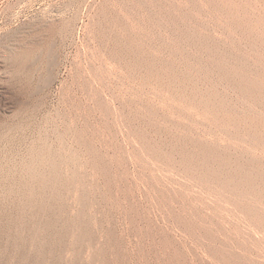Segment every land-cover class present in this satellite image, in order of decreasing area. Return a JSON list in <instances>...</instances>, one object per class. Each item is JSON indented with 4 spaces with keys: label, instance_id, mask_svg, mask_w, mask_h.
<instances>
[{
    "label": "rangeland",
    "instance_id": "obj_1",
    "mask_svg": "<svg viewBox=\"0 0 264 264\" xmlns=\"http://www.w3.org/2000/svg\"><path fill=\"white\" fill-rule=\"evenodd\" d=\"M263 78L264 0H0L5 264H264Z\"/></svg>",
    "mask_w": 264,
    "mask_h": 264
},
{
    "label": "bare ground",
    "instance_id": "obj_2",
    "mask_svg": "<svg viewBox=\"0 0 264 264\" xmlns=\"http://www.w3.org/2000/svg\"><path fill=\"white\" fill-rule=\"evenodd\" d=\"M153 5H154V3H153ZM170 12V11H169ZM159 13H161V10H160V12ZM163 13V12H162ZM168 13V12H167ZM169 14V13H168ZM162 16V15H161ZM164 17H165V15H164ZM169 17V16H168ZM244 18H246V17H244ZM165 19V18H164ZM166 21V20H165ZM241 22V21H240ZM242 23V22H241ZM173 24V23H172ZM47 25V24H46ZM50 27V26H49ZM48 27V28H49ZM173 27V26H172ZM45 29V28H44ZM50 29V28H49ZM247 29H249V27L247 28ZM247 29H245L246 31H247ZM253 29V28H252ZM43 30V29H42ZM49 31V30H48ZM245 31V32H246ZM250 31V30H249ZM248 31V32H249ZM251 32H252V30H251ZM247 34H250V33H247ZM252 34H253V32H252ZM190 36V35H189ZM192 37V36H191ZM195 39H198V38H195ZM193 40H194V38H193ZM195 41V40H194ZM195 42H197V41H195ZM200 42V41H199ZM259 42V41H258ZM261 42V41H260ZM261 44V43H260ZM38 46V45H37ZM209 48V47H208ZM219 57V56H218ZM242 69H245V68H242ZM243 71V70H242ZM248 71V70H247ZM245 72V71H244ZM223 73V72H222ZM246 73V72H245ZM224 74V73H223ZM226 74V73H225ZM224 74V75H225ZM239 74V73H238ZM238 74H237V76H238ZM242 74H244V73H242ZM224 75H222V76H224ZM228 75H231L232 76V74H228ZM241 75V74H240ZM246 75V77H248L247 75H250L249 74V72H248V74L246 73L245 74ZM171 76V75H170ZM173 76V75H172ZM171 76V77H172ZM176 76V75H175ZM178 76V75H177ZM176 76V77H177ZM225 76H227V74L225 75ZM231 76H228L229 78L231 77ZM233 76H235L234 74H233ZM182 77H185V76H182ZM227 77V78H228ZM239 77V76H238ZM241 77H244V75L243 76H240L239 78H241ZM174 78V77H173ZM180 78V77H179ZM226 79V77H223V79ZM251 77H248V79H250ZM234 79H235V77H234ZM234 79H233V81H234ZM243 79H245V78H243ZM242 79V80H243ZM247 79V78H246ZM264 79V78H263ZM232 80V79H231ZM253 80V79H252ZM78 81V80H77ZM240 81V80H239ZM248 81V80H247ZM235 82V81H234ZM237 82V81H236ZM249 82V81H248ZM81 83V82H80ZM238 83V82H237ZM247 83V82H246ZM245 82H243V83H241L240 82V84L242 85H244V84H246ZM254 83H257V82H255V81H253L252 83H251V85L252 84H254ZM259 83V82H258ZM233 84H235V83H233ZM248 84H250V82L248 83ZM237 87L239 86V84H235ZM242 85V88L243 87H245V85L243 86ZM251 85H249V87L251 86ZM259 85V84H258ZM247 87H248V85H246ZM260 86V85H259ZM252 87H254V89H253V91H255L256 92V87H258V86H252ZM157 88V87H156ZM240 88V87H239ZM262 88H263V86H262ZM82 89V88H81ZM244 89V88H243ZM250 89V88H249ZM245 90V89H244ZM243 90V91H244ZM261 90V89H260ZM260 90H259V95H260V93H262V92H260ZM155 91V90H154ZM242 91V92H243ZM248 91V90H247ZM249 91H251V89L249 90ZM252 91V92H253ZM263 91V90H262ZM153 92V91H152ZM82 94V93H81ZM245 94H249V93H247V92H245ZM241 95H243V94H241ZM258 95V96H259ZM254 96H255V94H254ZM75 97V96H74ZM256 97V96H255ZM261 98H262V96H260ZM76 98H77V95H76ZM75 98V99H76ZM257 98V97H256ZM255 98V99H256ZM78 99V98H77ZM257 99H260V98H257ZM262 100V99H261ZM79 102V101H78ZM257 102H258V100H257ZM261 102V101H260ZM260 102H258L259 104H261ZM81 103V102H80ZM263 104V103H262ZM73 105V104H72ZM79 105V104H78ZM262 106H264V104L262 105ZM74 108H76V107H74ZM78 108V107H77ZM79 109V108H78ZM73 110V109H72ZM75 112V111H74ZM77 113V112H76ZM66 114H68V113H66ZM77 114H79V112L77 113ZM64 116V115H63ZM79 116V115H78ZM76 117H77V115H76ZM80 117H81V115H80ZM67 118V117H66ZM65 118V119H66ZM69 119V118H68ZM64 120V119H63ZM69 120H71V119H69ZM73 120V119H72ZM81 120V119H80ZM52 121V120H51ZM68 121V120H67ZM74 121H76L75 119H74ZM69 122H71V121H69ZM72 123V122H71ZM262 123V122H261ZM78 124V123H77ZM76 124V125H77ZM259 124H260V122H259ZM263 125V126H262ZM261 126H262V128H263V131H264V124H262ZM1 126V125H0ZM71 126V125H70ZM72 127V126H71ZM80 127V126H79ZM75 128V127H74ZM65 129V128H64ZM68 129V128H67ZM81 129V128H80ZM58 130H59V128H58ZM72 130V129H71ZM75 130V129H74ZM73 130V131H74ZM79 130V129H78ZM250 130V129H249ZM54 131H55V128H54ZM72 131V132H73ZM81 131V130H80ZM80 131H77L76 130V133L77 132H79L80 133ZM60 132V131H59ZM68 132V131H67ZM57 133H58V131H57ZM61 133V132H60ZM71 134V133H70ZM74 134V133H73ZM55 135V134H54ZM82 135V134H81ZM67 136V135H66ZM77 136H79V135H77ZM61 137H62V135H61ZM8 138V137H7ZM66 138V137H65ZM74 138V137H73ZM72 138V139H73ZM77 138L78 137H76V140H77ZM81 138V137H80ZM79 138V140H81ZM44 140V139H43ZM56 140V139H55ZM63 140V139H62ZM255 140V139H254ZM3 141H6V134H5V132L4 131H2L1 129H0V143H2ZM57 141V140H56ZM60 141V140H59ZM75 141V140H74ZM43 142V141H42ZM55 142V141H54ZM11 143V142H10ZM56 143V142H55ZM57 143H59V142H57ZM78 144V143H77ZM80 144V143H79ZM45 145V144H44ZM45 148V147H44ZM197 148V147H196ZM44 150V149H43ZM203 150V149H202ZM39 151H41V147H40V150ZM47 151V150H46ZM50 151V150H49ZM205 151V150H204ZM209 151H210V149H209ZM215 152V151H214ZM218 152V151H217ZM41 153V152H40ZM54 153V152H53ZM59 153V152H58ZM206 153H209V152H206ZM37 154V153H36ZM45 154V153H44ZM54 154H56V153H54ZM183 153H181V155H182ZM191 154V153H190ZM202 154V153H201ZM219 154V153H218ZM13 155V154H12ZM52 155V154H51ZM57 155H59V154H57ZM57 155H55V157L57 156ZM189 155V154H188ZM205 155V154H204ZM207 155V154H206ZM205 155V156H206ZM209 155V154H208ZM208 155H207V157H208ZM211 155V154H210ZM183 156H184V154H183ZM187 155H186V153H185V157H186ZM203 156V155H202ZM211 156H213V157H216L217 158V156H214V155H211ZM211 156H209V158L211 157ZM53 157V156H52ZM51 157V158H52ZM182 157V156H181ZM184 157V158H185ZM213 157H212V159H213ZM221 157V156H220ZM219 157V158H220ZM42 158L44 159V161L45 162H47V160L49 159L50 160V158H49V155L48 154H45V155H43L42 156ZM41 158V159H42ZM60 158V157H59ZM224 158V157H223ZM40 159V160H41ZM54 159H56V158H54ZM58 159V158H57ZM62 159V158H61ZM206 159H208V158H206ZM211 159V158H210ZM211 159V160H212ZM222 159V158H221ZM224 159H226V158H224ZM224 159H223V162H224ZM235 159V158H234ZM63 160H65V159H63ZM186 160V159H185ZM189 160V159H188ZM187 160V161H188ZM211 160H208V161H206L205 163L208 165V163H209V161L211 162ZM239 160V159H238ZM53 161V160H52ZM200 161V160H199ZM202 161V160H201ZM217 161H218V159H217ZM220 161V160H219ZM217 162L218 164L220 163V162ZM235 161V160H234ZM242 161V160H241ZM5 161H4V158L3 157H0V264H5V262H4V260H5V258L7 259V258H11V259H15L16 257H17V255H18V252H19V249H20V244H22L21 243V235H20V230H21V216H20V212H21V199H20V196H21V192L23 191V190H21V189H28V186H26V184H24V185H22L21 184V179H20V176H19V174H20V164L18 163V161H17V158L14 156V157H12L10 160H9V162H8V166H6L5 165V163H4ZM203 162V161H202ZM42 163H44L43 161H42ZM41 163V164H42ZM54 163V162H53ZM57 163V162H56ZM62 163V162H61ZM189 163H191V162H189ZM200 163V162H199ZM199 163H198V165H196V166H199ZM213 164H214V162H212ZM211 163V164H212ZM221 163H222V161H221ZM220 163V164H221ZM234 163V162H233ZM241 163V162H240ZM247 163V162H246ZM50 164V163H49ZM213 164L211 165V166H213ZM218 164H216V166L218 165ZM224 163H222L221 165H223ZM51 165V164H50ZM49 165V166H50ZM63 165V164H62ZM193 165V164H192ZM203 165H205V164H203ZM221 165L220 166H218L219 167V169H220V167H221ZM225 165V164H224ZM236 165V164H235ZM195 166V167H196ZM202 166V164L200 165V167ZM206 166V165H205ZM205 166H202L201 168H204ZM209 166H210V164H209ZM210 166V167H211ZM42 167V166H41ZM62 167V166H61ZM199 167V168H200ZM207 167V166H206ZM214 167H215V165H214ZM226 167H227V164H226ZM241 167V166H240ZM243 167H245V166H243ZM249 167V166H248ZM247 167V169H249ZM39 168V167H38ZM37 168V169H38ZM199 168H197V169H199ZM213 168V167H212ZM216 168V167H215ZM214 168V169H215ZM222 168V167H221ZM242 168V167H241ZM241 168H240V170H241ZM43 169V168H42ZM62 169V168H61ZM218 169V170H219ZM223 169V168H222ZM49 170V169H48ZM59 170V169H58ZM208 170V169H207ZM209 170H211L212 171V169H209ZM207 171V175H208V173L211 175V171ZM251 170V169H250ZM249 170V171H250ZM62 171V170H61ZM199 171H201V169L199 170ZM223 171V170H222ZM221 171V172H222ZM225 171V170H224ZM232 171V170H231ZM238 171V170H237ZM243 171H245L244 169H243ZM21 172H23V171H21ZM52 172V171H51ZM203 172V171H202ZM213 172V171H212ZM217 172V171H216ZM219 172V171H218ZM242 172V171H241ZM246 172V171H245ZM245 172H243V173H245ZM25 173L28 175V176H31V177H33L34 178V180L36 179V181L30 186V190L32 191V192H34V193H42V191L43 190H45V182H47V181H43L42 179H40L39 177H40V173H39V171L38 170H36L35 168H29V170H27V171H25ZM42 173V172H41ZM46 173V172H45ZM62 173V172H61ZM205 173H206V171H205ZM204 173V174H205ZM224 173V172H223ZM225 173H227V172H225ZM236 173V172H235ZM239 174H240V172H238ZM251 173V172H250ZM59 174V173H58ZM203 174V175H204ZM213 175H214V172L212 173ZM229 174V173H228ZM248 174V173H247ZM253 174V173H252ZM46 175H48L47 173H46ZM51 175V177H53L52 176V174H50ZM202 175V174H201ZM212 175V176H213ZM219 176H221L220 174H218ZM250 175V174H249ZM43 176V175H42ZM59 176V175H58ZM62 176V175H61ZM205 176V175H204ZM209 176V175H208ZM250 176H253V175H250ZM38 177V178H37ZM50 177V176H49ZM207 177V176H206ZM215 176H213V178H214ZM216 177H217V175H216ZM215 177V178H216ZM241 177H243V176H241ZM245 177V176H244ZM243 177V178H244ZM45 178H46V176H45ZM59 178H61V177H59ZM223 178V177H222ZM253 178H254V176H253ZM44 179V178H43ZM53 179V178H52ZM51 179V180H52ZM207 179H208V177H207ZM210 179V178H209ZM211 179H212V177H211ZM210 179V180H211ZM220 179V178H219ZM228 179V178H227ZM235 179V178H234ZM251 179V178H250ZM250 179L248 178L247 179V181L249 180L250 181ZM45 180H48V179H45ZM56 180V179H55ZM221 180V179H220ZM229 180H231L230 178L228 179V181ZM169 181H171V180H169ZM168 181V182H169ZM212 181H214V179L212 180ZM215 181H216V179H215ZM215 181H214V183H215ZM217 181H218V179H217ZM221 181H224V179L223 180H221ZM264 181V180H263ZM172 182V181H171ZM170 182V183H171ZM242 182V181H241ZM52 183V182H51ZM165 183H167V182H165ZM179 183V182H178ZM189 183V182H188ZM217 184H219V181L218 182H216ZM216 183H215V185H216ZM231 183H233V182H231ZM252 183H254V181L252 182ZM255 183H256V181H255ZM258 183V182H257ZM260 183V182H259ZM57 184V183H56ZM56 184L54 185V186H56ZM174 184H176V183H174ZM173 184V185H174ZM182 184H183V182H182ZM186 184H187V181H186ZM192 184V183H191ZM199 184V183H198ZM242 184V183H241ZM247 183L245 182V185H246ZM250 184V183H249ZM248 184V185H249ZM262 184H263V182H262ZM47 185H51V184H47ZM224 185V184H223ZM223 185H222V187H223ZM228 185V184H227ZM243 185V184H242ZM248 185L247 186H245V187H248ZM253 185V184H252ZM53 185H51V187H52ZM179 186V185H178ZM217 186V185H216ZM219 186H221V182H220V184H219ZM231 186H233V185H231ZM237 186V185H236ZM241 186V185H240ZM250 186V185H249ZM263 186V185H262ZM170 187V186H169ZM174 187H175V185H174ZM226 187V186H225ZM225 187H223V188H225ZM242 187V186H241ZM253 187H255V186H253ZM178 188H181V187H178ZM185 188H187V187H185ZM192 188V187H191ZM219 188H221V187H219ZM233 188V187H232ZM232 188H231V190H232ZM257 188H258V186H257ZM54 189V188H53ZM174 189V188H173ZM230 189V188H229ZM234 189V188H233ZM238 189H240L239 187H238ZM252 189V188H251ZM258 189H260V188H258ZM191 190V189H190ZM223 191V189L221 188L220 189V191ZM255 190V189H254ZM45 191H48V190H45ZM51 191V190H50ZM178 191V190H177ZM219 191V190H218ZM227 190L225 189V192H226ZM229 191V190H228ZM228 191H227V193H228ZM232 191H234V190H232ZM231 191V192H232ZM240 191V190H239ZM242 191V190H241ZM244 191V190H243ZM241 192V193H243L244 194V192ZM257 191V190H256ZM175 192V191H174ZM184 192V191H183ZM187 192V191H186ZM193 192V191H192ZM191 192V193H192ZM235 192H236V188H235ZM246 192V191H245ZM254 192V191H253ZM226 193V194H227ZM237 193H239V192H237ZM248 193H251V192H248ZM247 193V194H248ZM257 193H258V191H257ZM43 194H44V192H43ZM247 194H246V196H247ZM259 194V193H258ZM40 195V194H39ZM233 195V194H232ZM232 195H230V196H232ZM241 195V194H240ZM251 195V194H250ZM257 194H256V192H255V196H256ZM241 196H244V195H241ZM41 198H42V196H40ZM252 197V196H251ZM259 197V195L257 196V198ZM40 198V199H41ZM196 198V197H195ZM230 198V197H229ZM233 198H234V196H233ZM246 198V197H245ZM250 198V197H249ZM248 198V199H249ZM254 198H256V197H254ZM253 197L251 198V199H254ZM262 198V197H261ZM260 198V199H261ZM232 198H230V200H231ZM235 199H237V198H235ZM247 199V201H250V199L248 200ZM260 199H258V200H260ZM193 200V199H192ZM197 200V199H196ZM221 200V199H220ZM229 200V199H228ZM227 200V201H228ZM229 200V201H230ZM233 200V199H232ZM232 200H231V202H232ZM257 200V199H256ZM172 201H174V199L172 200ZM171 200H170V202H172ZM222 201V200H221ZM226 201V200H225ZM237 201H239V199L237 200ZM246 201V200H245ZM244 200H243V202H245ZM253 201H255V199L253 200ZM261 201V200H260ZM259 201V202H260ZM263 201V200H262ZM252 202V201H251ZM257 201H255V203H256ZM264 202V201H263ZM220 204V202L218 201L217 202V204ZM224 203V202H223ZM232 203H234V202H232ZM246 203V202H245ZM249 203V202H248ZM36 204H37V202H36ZM39 204V203H38ZM37 204V205H38ZM226 204V203H225ZM235 204V203H234ZM241 204V203H240ZM240 204H236V206L237 205H240ZM250 204H252V203H250ZM41 205H42V202H41ZM244 205V204H243ZM249 205V204H248ZM254 205V204H253ZM221 206V205H220ZM229 206H230V204H229ZM232 206V205H231ZM235 206V207H236ZM259 206H260V204H259ZM245 207H246V204H245ZM255 207H257V204H256V206H254L253 208H255ZM39 208H41V210L43 209V207H39ZM248 209H249V207H248ZM41 210H40V213H42L41 212ZM45 209H43V211H44ZM250 210V209H249ZM254 210V209H253ZM252 210V211H253ZM257 210V209H256ZM36 211H38V210H36ZM36 213V212H35ZM39 212H37V214H38ZM36 214V215H37ZM22 220H24V219H22ZM44 220V219H43ZM23 223V222H22ZM52 224H50V226H51ZM24 228V227H23ZM43 228H44V226H43ZM46 228V227H45ZM49 228V227H48ZM39 229V228H38ZM47 235V234H46ZM50 235V234H49ZM48 236V235H47ZM51 237V236H50ZM48 239V238H47ZM49 243H50V240H49ZM45 244V243H44ZM44 248V247H43ZM40 250V249H39ZM37 254H38V252H37ZM36 261V260H35ZM39 261V260H38ZM40 263V262H39ZM34 264V263H33Z\"/></svg>",
    "mask_w": 264,
    "mask_h": 264
}]
</instances>
